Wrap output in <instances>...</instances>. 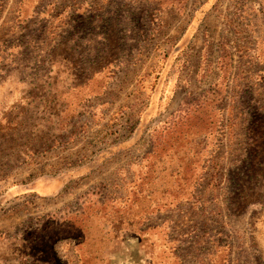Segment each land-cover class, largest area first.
<instances>
[{"label": "rangeland", "instance_id": "374dc122", "mask_svg": "<svg viewBox=\"0 0 264 264\" xmlns=\"http://www.w3.org/2000/svg\"><path fill=\"white\" fill-rule=\"evenodd\" d=\"M20 1L2 0L0 7V230L75 206L78 196L95 185L104 188L106 196L123 199L149 167L142 156L153 144L154 126L186 93L196 97L216 79L218 47L224 45L231 50L226 48L232 71L222 126L219 134L212 128L204 138L210 143L201 164L202 156L193 162L201 169L194 193L166 211V206L157 207L162 190L175 179L171 169L178 167L162 160L151 167L157 173L143 177L145 185L158 186L150 195L159 200L156 210L145 215L146 222L162 224L163 231L168 228L174 241L162 252L161 240L155 241L152 233L140 238L112 233V239H106L109 222L100 216L87 218L84 230L95 243L96 264H210L212 256L218 264H264V134L251 138L246 130L253 108L264 114V80L257 75L264 62L256 57L258 43H264V0H91L88 11L80 9L91 20L81 16L71 23L59 19L41 26L35 47L42 51L43 44L49 47L76 22L83 29L82 52L92 59L107 44L109 30L119 47L126 44L125 49L111 48L101 55L118 58L111 82L75 113L67 127L74 130L73 139L50 150L42 144L53 131L46 133L48 138L39 132V127L48 126V119H38L40 105L45 100L47 110L53 111V97L46 91L69 81H44L41 74L50 65L36 60L14 66L21 57L10 47L23 34V24L40 27L43 15L32 12L44 8V0H30L23 20L17 21ZM58 2L51 19L58 12L69 15L80 5L79 0ZM138 37V42L132 41ZM156 85L162 87L155 99L158 105L145 113ZM53 176L64 182L56 194H16L8 203L2 198L13 186L50 190L55 187ZM55 249L67 264H78L70 240L56 242ZM54 259L49 254V261L57 264Z\"/></svg>", "mask_w": 264, "mask_h": 264}, {"label": "trees", "instance_id": "16d2710c", "mask_svg": "<svg viewBox=\"0 0 264 264\" xmlns=\"http://www.w3.org/2000/svg\"><path fill=\"white\" fill-rule=\"evenodd\" d=\"M58 1L44 0V8L39 11L34 8L35 13L32 12L34 15H43V17L40 16V27L39 25L31 27L28 22L23 24V34L18 42L10 47L21 57V60H18L14 66L24 64L27 61L32 63L31 60H36V62H43L44 66L50 65L49 71L41 74L44 81L48 78L55 80L53 83L69 81L63 86L50 88L46 91L47 96L53 97L50 102L53 111L47 110L50 105H47L45 100L40 105L41 111L38 113L40 114L38 119L45 122L48 119L46 122L48 126L39 127V132L46 135V133L53 131L52 138H48L49 135H46L48 143L47 139L43 142L44 150H50L57 145L64 144L69 139H73L74 130L68 131V125L77 115L75 113L80 112L85 101L98 96L105 90L115 73V68L112 67L117 65L114 63L118 60V58L116 60L110 59L108 55L101 57L105 51L109 52L111 48L118 49L119 47V39L112 34L111 30L107 31L104 36L107 38V44L105 47L99 48L98 57L92 59L84 54L79 42L81 40L80 33L83 29L78 28L77 22L71 25L70 31L68 30L65 35L52 41L49 47L46 48L43 44V51L35 47L37 32L41 30V26L50 20L52 23L59 19L63 22L64 19V23H67L66 20L71 23L81 16L82 19H87L89 16L80 12V9L88 11L86 6H89V3L84 1L69 15L65 12H58L51 19L53 17L51 13L57 8ZM30 2V0H21L18 3L17 21L23 20L24 12L30 6ZM1 4L2 0H0V7ZM21 6L25 7L23 12ZM32 7L31 4L30 10ZM91 19L89 16V20ZM102 19H104L103 16ZM142 33L140 31L138 36L143 37ZM139 39L138 37L132 41L138 42ZM44 40L46 39L44 38ZM28 44H30L29 47H27ZM258 45L257 60L264 62V43H258ZM227 47L224 45L218 47L219 55L216 64L218 74L216 79L196 97L186 93L175 109L170 111L167 118L154 126L153 144L142 156V160L147 162L149 167L143 169L142 174H138L140 178L137 184H134L133 190H130L123 199L114 200L113 197L106 196L103 187L101 188L104 191L95 185L78 196L75 206L61 207L44 216L33 217L16 229L0 230V264H54L53 261H49V254L55 258V263L67 264L55 249L56 242L63 240L72 242L78 264H96L98 256L96 247H93L95 243H93L88 231L84 230V226L89 219L99 216L107 218L109 222L110 229L103 234L104 238L111 240L112 233L117 236L118 234H133L139 238L147 233H152L156 237L155 241L161 240L162 252H165L167 243L174 240L170 238L168 228L164 231L160 228L163 226L162 224H147L146 222L145 215L156 210L159 200L152 199L153 195H150V190L155 188L156 191L158 186L151 187L152 182H150V186L145 185L143 177L157 173V169H152L153 165L162 160L172 161L178 167L175 170L171 169L175 179L167 190H162L165 194L161 204L157 207L166 206V211L173 210L178 204L184 203L194 193L201 172V169H198L194 163L202 156L199 161V165L201 164L206 147L210 143H206L207 140L204 138L209 136L208 132L212 128L219 134L222 126L221 119L224 113V104L222 103L228 95V81L232 71L231 53L229 54ZM119 48L125 49L126 44L123 43ZM47 51L48 53H46ZM99 57L102 59H98ZM257 75L259 79L264 80V70L259 71ZM82 99L83 101H81ZM251 112L250 123L246 129L247 134L252 135L251 138L262 136L264 134V114L256 108H253ZM147 187L149 188L147 189ZM167 206L170 208L167 209ZM159 228L160 231H157ZM216 259L212 256L210 264H218Z\"/></svg>", "mask_w": 264, "mask_h": 264}, {"label": "crops", "instance_id": "0c3cea01", "mask_svg": "<svg viewBox=\"0 0 264 264\" xmlns=\"http://www.w3.org/2000/svg\"><path fill=\"white\" fill-rule=\"evenodd\" d=\"M60 1V0H59ZM80 2H78V4H81L82 2H84V1H89V2H91V0H79ZM77 4V5H78ZM79 6V5H78ZM77 6V7H78ZM263 63V62H262ZM160 81L158 80L157 81V84L159 83ZM163 84V83H162ZM159 88H160V86H158V85H156L155 86V88H154V90H153V93H151V102L149 103V105H148V107H147V109H145V113H149V112H153V108H154V105H158V103L157 104H155L156 102H155V99L157 98V97H159L160 96V93H161V91L160 90H162V87L160 88V90H159ZM163 92V91H162ZM166 93L168 92V90H166L165 91ZM179 102V101H178ZM177 102V103H178ZM176 106H177V104H176ZM175 106V107H176ZM175 107L172 109V110H174L175 109ZM171 110V111H172ZM39 179H41V178H37L36 179V181L38 180L39 181ZM50 180H53V181H55L54 182V184H55V187L54 188H52V189H50V190H46V189H44L42 186H38V187H36V188H33L32 186H30V185H26V186H22V188L21 187H16V186H13V187H11V188H7L5 191H3V193H2V198H4V201H8V199H11V198H13V195H16V194H28V193H36V194H38V195H40V196H49V195H53V194H56L57 192H59V191H61V189H62V187H63V185H64V182H63V180L61 179V177H59V176H53V177H51L50 178ZM46 190V191H45ZM8 203V202H7ZM6 203V204H7ZM6 209V216H7V214H8V209H7V207L5 208ZM6 221L8 220V218L6 217V219H5ZM8 222V221H7ZM6 222V224H8ZM9 228L8 227H6V229H1V230H5V231H7Z\"/></svg>", "mask_w": 264, "mask_h": 264}]
</instances>
